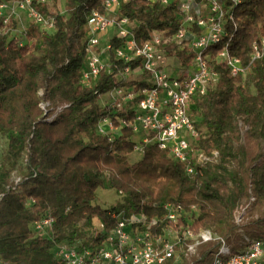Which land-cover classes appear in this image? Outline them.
I'll list each match as a JSON object with an SVG mask.
<instances>
[{
  "label": "trees",
  "instance_id": "16d2710c",
  "mask_svg": "<svg viewBox=\"0 0 264 264\" xmlns=\"http://www.w3.org/2000/svg\"><path fill=\"white\" fill-rule=\"evenodd\" d=\"M57 1L51 0V6L32 2L36 11L53 19V33L30 24L25 35L34 43L23 46L9 33L0 35V134L7 140L5 158L11 162L1 175L0 259L7 264H65L55 259L54 242L101 241L103 233L82 238L77 228L97 220L109 232L117 224L112 213L144 214L146 224L135 227L140 230L156 219L150 229L157 235L169 224L163 210L167 203L181 206L189 217L190 207L198 208L190 226L194 231L218 226L231 231L234 210L251 195L255 202L249 213L257 215L256 224L264 225V56L245 76L232 77L225 65L211 63L218 82L193 99L196 126L205 129L198 148L207 156L216 151V161L194 164L195 173L187 175L186 164L156 145H147L141 159L131 163L128 156L136 148L132 130L124 127L113 140L98 134V122L113 117L112 109L98 101L116 87H149L148 76L144 73L134 81L121 82L114 73H102L93 87H82L87 18L93 11L104 12V0H65L67 16L58 11ZM176 12L175 3L163 7L147 0H129L121 7V14L136 24L137 43L149 39L153 30L175 33L179 28ZM233 13L237 28L231 39L209 52L213 58L227 44L230 55L246 67L252 43L264 37V0H241ZM110 44L115 49L121 41L113 38ZM167 52L183 66L192 58L173 48ZM41 103L53 109L66 107L47 121L53 112L48 107L44 115ZM117 115L125 120L133 117L130 111ZM22 153L26 154V174L10 185L11 169ZM230 165L232 169L227 170ZM99 190L122 194L124 203L112 209L101 207ZM47 214L55 221L53 241L36 237L31 228ZM188 216L180 224L186 225ZM213 250L212 246L203 254L212 258Z\"/></svg>",
  "mask_w": 264,
  "mask_h": 264
},
{
  "label": "built area",
  "instance_id": "2783aa9c",
  "mask_svg": "<svg viewBox=\"0 0 264 264\" xmlns=\"http://www.w3.org/2000/svg\"><path fill=\"white\" fill-rule=\"evenodd\" d=\"M33 1H0V29L9 25L13 14L11 9L19 7L27 11L32 24L41 32L53 33V19L36 11ZM128 1L104 0V12L93 11L88 16L86 56L80 85L93 87L102 73H114L121 82L134 81L145 73L149 87L139 90L116 87L106 93L111 99L109 107L113 117L102 118L97 124V132L113 140L121 135L124 127H129L133 132L131 139L136 144L135 150L142 153L144 146L156 145L173 160L186 164V174L192 175L195 173L194 164L204 166L218 158L216 151L207 156L198 148L205 129L196 126L198 118L192 110L193 99L205 95L218 82L219 75L212 70L211 63L225 65L232 77L245 76L250 66L264 56V37L252 43L250 63L246 67L239 58L230 55L227 44L212 58L210 48L225 39L230 40L232 30H236L233 12L241 0H229V5L220 0H147L150 5L163 7L175 3L179 28L171 35L153 30L149 39L137 43L133 33L136 24L121 14V7ZM37 2L50 4L51 0ZM4 33L8 31L0 30V35ZM113 38L121 41L115 49L110 44ZM17 42L19 46L26 44ZM33 43L32 40L27 42L28 45ZM167 48L192 55L189 64L183 66L167 52ZM171 57L180 62V69L170 68ZM133 63L136 64L134 67L131 66ZM40 107L47 116L49 104L41 103ZM65 107H49L53 114L47 116V121ZM128 111L133 114L131 119L125 120L117 115ZM254 202L255 198L250 195L245 205L236 207L233 213L235 225L243 223ZM163 210L169 224L157 235H153L150 229L157 223L156 219L140 230L135 227L146 224L144 214L112 213L111 217L117 220L113 229L106 232L103 224H98V233L105 235L103 240L54 242V257L65 264H164L174 260L180 252L192 253L199 246L210 244L214 247L210 264H264L263 239L244 236L239 249L234 250L228 239L218 236L212 229L194 231L190 228L198 215L197 207H190V217L181 206L171 203L164 204ZM185 214L188 220L183 225L180 222ZM54 223L50 214L44 215L31 224L32 232L36 237L53 241ZM0 264L7 263L0 259Z\"/></svg>",
  "mask_w": 264,
  "mask_h": 264
},
{
  "label": "rangeland",
  "instance_id": "374dc122",
  "mask_svg": "<svg viewBox=\"0 0 264 264\" xmlns=\"http://www.w3.org/2000/svg\"><path fill=\"white\" fill-rule=\"evenodd\" d=\"M50 1V0H48ZM52 3H50V6ZM65 0L57 1L58 11L67 16V13L64 9ZM13 14L9 20V25L3 29L1 27V31H8L9 38H14L23 43H27L28 40L25 38V31L28 29L29 25L32 24V20L29 17L27 11L25 9H20L19 7H13L11 9ZM169 66L172 70H177L181 68L180 62L175 58L171 57L169 60ZM111 99L109 96L104 95L98 101L100 106H109L111 104ZM58 106L57 108H60ZM55 108V109H57ZM55 112V111H54ZM7 150V140L4 135L0 134V187L2 186L1 175L4 171L11 168V162L6 160ZM142 153L140 150H135L132 154L128 156V160L131 163L136 162V160H140ZM26 154L22 153L21 156L16 160L15 166L11 169L9 176V184L15 185L17 182L22 180L26 174L25 168ZM227 170H231L232 166H226ZM219 173L227 178L226 173L222 170H218ZM229 181V180H228ZM230 182V181H229ZM122 194L117 193L116 191L110 190H99L97 192V204L101 207L112 209L114 207H118V205H122L124 203V198ZM247 199H243L238 204L245 205ZM257 218V215H252L248 213L245 217L243 223L240 226H237L233 223V229L231 231H227L225 226L214 227L212 230L221 237H225L228 239L231 246L234 250H238V245L244 238V236L257 237L259 239L264 240V225H258L254 222ZM78 231L80 232L82 238L95 237L99 232V227L97 220H93L91 225L80 224L78 226ZM212 245L207 244L203 246H199L196 251L192 253L180 252L177 257L173 260V264H210L211 258L209 255L203 254V252L207 251L211 248ZM203 254V255H202Z\"/></svg>",
  "mask_w": 264,
  "mask_h": 264
},
{
  "label": "crops",
  "instance_id": "0c3cea01",
  "mask_svg": "<svg viewBox=\"0 0 264 264\" xmlns=\"http://www.w3.org/2000/svg\"><path fill=\"white\" fill-rule=\"evenodd\" d=\"M136 161H138V160H136Z\"/></svg>",
  "mask_w": 264,
  "mask_h": 264
}]
</instances>
